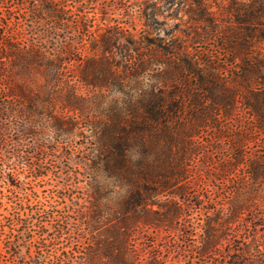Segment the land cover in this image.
<instances>
[{"label": "rangeland", "instance_id": "374dc122", "mask_svg": "<svg viewBox=\"0 0 264 264\" xmlns=\"http://www.w3.org/2000/svg\"><path fill=\"white\" fill-rule=\"evenodd\" d=\"M28 1L9 0L5 4V0H0V5L14 6L12 15L19 18L22 16L21 11L25 10L18 6ZM78 1L81 0H63L68 20L75 18V14H77L75 6ZM88 1L94 2V5H83L78 10L84 11V15L87 16L86 18L91 24L90 31L100 32L104 26L99 20L98 13L100 9H103L105 16L109 18L106 25L109 28H118L125 34V37L118 39L115 43L118 49L111 54L110 61L113 64H131L122 55L131 54L135 56L136 53L131 51V48H143L141 42L137 43V41L146 36L148 40L156 41L163 51L168 50L174 53L170 60L172 59L171 62L175 65L172 64L170 68L168 66H162L159 69L153 68V71L143 74L144 78H140L137 80L138 82L142 80L145 84L153 85L157 81L165 80L167 71L175 73V69L170 70L171 68H178L181 64L183 66L187 64L181 63V60L199 65L205 72H203L205 79L207 78L205 74L209 63L221 71L224 81H230L231 77L234 80V77L237 76L235 67L240 65L242 55L236 50L237 45L232 49L227 43L229 37L238 31L239 26L236 22L243 16V12L241 11L242 14L239 15V11H233L231 7L234 6V9L239 10V3L246 4L250 0ZM121 5L126 8L124 13L119 10ZM3 12V8H0V16ZM29 22L27 24H30ZM1 23L8 24L2 30L1 35L11 33L17 28L16 20L9 22V20L2 19L0 20ZM49 23L47 21L43 26L38 25L41 34L50 30ZM23 26V32L29 36L30 30H27L25 25L20 24L19 27ZM71 26L75 27L73 23ZM148 33L150 35H147ZM64 36L68 35L59 33L60 45L66 44L64 43L66 41L71 43L74 38L71 36L69 39H63ZM75 38L81 41V37ZM90 40L89 36L83 37L81 43L83 47L80 46L82 51L74 55L76 60L74 66H66L62 76L63 81L58 86L56 109L61 111L65 119L72 122L74 126L65 132H57L55 138L54 130L50 128L49 137L44 141L47 155L43 157L40 153L34 154L37 143L35 137L30 136L26 140L30 146L25 150L32 152V156L26 157L28 164L45 165L50 170L48 175L42 181L34 180L32 172L26 168H21V165H17L12 172L19 177L15 180V184L20 186V189L12 188L9 190L5 182L0 180V192H2L0 195V225L10 223L12 216L19 218L20 221L34 224L33 241L28 247L32 250V256L35 254L40 258H33L30 254L28 256L31 257L26 259L15 258L14 255L8 256L5 253L6 249L2 248L5 257L0 255V264H18L21 262L25 264H37L39 262L67 264V258L73 259L76 264H84L83 253L85 252H91L88 258L92 259L91 261L95 264H115V256H118L120 252L112 250L110 246L109 236L113 232L114 234L118 232L115 235H118L119 238H122L120 236L125 235V233L131 235L128 238L129 250L132 252L130 259L131 261L135 260L137 264H205V262L210 261L224 264L236 262L235 258H239L246 264L249 262L264 264L261 259L262 256L264 257V237L259 238L261 245L255 242L257 230L249 229L246 223L253 219L252 214L242 215L243 220L236 218L232 223L226 225L224 223V217L227 216L228 210L227 200L236 198V194L247 193L250 186L245 185L247 182L244 178L243 168H236L232 174L229 173L228 175L218 172L217 169L228 168L229 162L236 159L239 152L244 153L245 159L249 161L264 159V136L259 134L247 133V137L243 141L244 146L237 148V151L231 147V144L236 142V134L244 133L245 127L249 123L248 112L242 107L236 111L237 115L234 121L221 118V120L215 121L214 127L216 128L211 129L209 127L203 130L199 137L191 141L194 145L189 152L193 151L195 155L187 163L184 179L178 184L173 182L176 184L175 189L181 188L182 194L178 196L169 194L175 190L173 189L163 196L152 198L154 204L140 205L137 208V223L133 228L128 229L127 225L119 224L121 220H125V224L130 222L132 224L133 220V213L121 212V208L117 204L118 197L126 196L125 191L117 193L118 189L112 187L107 188V192L103 193L106 196L100 200L94 201L89 197L90 184L86 174L91 167L89 160L96 153L97 132H100L103 123L109 122L111 114L115 113L120 114L121 120L125 124L124 127L130 129L127 124L129 121L126 118L127 106L131 100L128 96L129 94L135 96L140 93L139 89L135 90L134 85L137 84L133 83L129 89L125 90L126 94L80 86L77 78L83 66L82 61L88 60L93 52L89 48ZM254 41L251 40V47L246 52L264 56V43ZM55 44V42L48 43L47 41L42 43V46L51 54ZM123 46L129 48L130 51H120ZM59 55L67 63L70 62L71 58L68 57V52L67 55L65 53ZM90 59L96 62L100 58L90 57ZM119 70H121L119 67L112 68L114 74H118ZM192 74L193 72L188 70L187 75L191 76ZM180 75L185 77V73H180L179 76L176 74L177 83L175 85L173 82L171 85L173 87L170 89L175 86L179 89L178 91L185 89L186 82L178 81ZM173 78L175 80V77ZM74 80L76 82L72 85ZM187 80L188 84L196 83L193 76H188ZM158 82L157 86L161 87ZM254 84L259 87L257 82ZM170 89L164 88L165 93ZM239 92H244V90L241 89ZM193 93L196 94V91L194 90ZM75 95L79 97L73 99ZM19 105L18 101L7 102L5 98L0 97V111L17 110L20 108ZM31 107L34 110L36 104ZM34 111L36 114L41 112L38 107ZM50 112L49 108L47 115L44 116L48 121L53 115ZM5 116L4 113L1 117L7 119ZM34 117L32 119H37L38 122L35 123L37 125L42 117L41 115L37 117L34 115ZM4 124L6 125V122ZM220 126H222L221 131L218 130ZM221 134L226 137L217 138ZM143 137H146L150 150L163 153L162 151L167 150L166 146H168L171 157L175 158L177 155L178 143L181 142L178 135L172 138L169 144L165 139L154 134L153 131L143 134ZM5 151L6 147H3L0 151V161L5 160ZM189 152L187 154H190ZM1 167L3 165L0 162ZM159 180L161 181L163 178L157 179L155 183ZM155 183L147 181L145 185L156 187ZM242 185H245V188ZM259 187L261 194L257 190L255 195L252 194L254 198L262 197L264 194V186L260 185ZM161 205L166 206V210L180 207L183 211V216L178 219L175 228H155L151 225L140 224L143 221L151 222L159 218L165 212V209H161ZM92 215L97 220L94 230L90 232L85 225L89 223L87 218ZM243 221L246 222L243 223ZM41 222H44L43 230L37 227L40 226ZM67 224L69 227L65 230L62 238L51 240V237L56 234L53 228ZM263 231L264 227L261 228V232ZM43 232L48 236L42 235ZM208 233L222 234V240L216 244L215 254L209 255L208 258H199L195 252L202 248ZM15 234V232H9L8 229L5 230V233L0 232V247H3L9 238L16 236ZM78 234H80L79 237H77ZM104 234L109 236L103 237ZM96 241H100V245L97 247ZM126 257L128 258V256Z\"/></svg>", "mask_w": 264, "mask_h": 264}, {"label": "trees", "instance_id": "16d2710c", "mask_svg": "<svg viewBox=\"0 0 264 264\" xmlns=\"http://www.w3.org/2000/svg\"><path fill=\"white\" fill-rule=\"evenodd\" d=\"M8 1L5 0V4ZM76 3L75 10L77 14H75L73 20L66 18L67 10L66 6L63 5V0H29L21 3L18 7H23L25 11H21L22 16L19 18L12 15L14 6L0 5V8H3L4 11L0 16V20L6 19L9 22H15L16 20L17 22L16 29L12 30L11 33L2 35V30L8 24H0V97L5 98L7 102L18 101L20 104V108L17 110L0 111V151L3 147H6L5 160L0 161L3 165L0 168V180L2 179L5 182L9 190H12V188L20 189V186L15 184V180L19 177L12 172L17 165H21V168H26V170L32 172L34 180L42 181L48 175L50 170L45 165L28 164L26 157L32 156V152L25 150L30 146L26 140L30 136H34L37 142L34 154L40 153L43 157L47 155L44 141L49 137V129L54 130L55 138L57 132H65L74 126L72 122L65 119L61 111L56 109L58 86L63 81L62 76L66 66H74L76 61L74 55L82 51L83 37L89 36L91 38L89 48L93 51L90 57L100 59L95 62L89 57L88 60L82 61L83 66L77 78L80 86L126 94L125 90L129 89L133 83L137 84L134 85L135 90L139 89L140 91L138 95L132 96V94H129L128 96L131 100H129L130 103L127 106L126 118L129 121L127 124L130 129L124 127L125 124L119 113L111 114L109 122L101 125L100 132H97L96 153L89 160L91 167L86 174L90 184L89 197L94 201L106 196L103 193L107 192V188L116 187L118 189L117 193L125 191L126 196L118 197L117 204L121 208V212L133 213V220L132 224H130L131 222L125 224V220H121L119 224L127 225L126 227L131 229L137 223L138 216L136 214L140 205L154 204L152 198L163 196L168 191L175 189V183L178 184L184 179L187 163L195 155V152H189L194 145L191 141L199 137L203 130L209 127L211 129L216 128L214 127L215 121L221 120V118L234 121L238 108L242 107L247 110L249 123L245 127V132L237 133L236 142L231 144L232 149L236 151L237 148L244 146L243 141L246 139L247 133L252 132L264 136V56L246 52L251 47V40L264 43V0H250L246 4L239 3V10L234 9V6L231 7V10L239 11V15L243 12V16L237 19L236 22L239 26L238 31L229 37L227 43L232 49L237 45L236 50L242 55L240 65L235 67L237 76L234 77V80L231 77L230 81H224L221 71L212 63H209L205 74L207 78L205 79L203 78L205 72L199 65L181 60V63L185 62L187 64L184 63V66L181 64L178 68H171L170 70L175 69V73L167 71L165 80L159 82L155 80L161 87L157 86V82L150 85L143 83L142 80L140 82L137 80L144 78L143 74L153 71V68L159 69L162 66L170 68L174 64L171 62L172 59L170 60L174 53L168 50L163 51L156 41L148 40L146 36L137 41V43L141 42L143 48H131V51L136 53L135 56L131 54L122 55L131 64H113L110 61L111 54L118 49L115 43L118 39L125 37V34L119 31L118 28H109L106 25L109 18L105 16L103 9H100L98 13L99 20L104 26L100 32L90 31L91 24L86 18L87 16L84 15V11L78 9L83 5H94V2L81 0ZM125 9L123 5L119 6L121 13H124ZM28 21H30V24H27ZM47 21L50 22V30H46L41 34L39 26H43ZM72 23L75 25L74 28L71 26ZM20 24L25 25L27 30H30L29 36L23 32L24 26L19 27ZM60 32L68 35L64 36L63 39L74 37L71 43L66 41L64 42L66 44L60 45ZM75 37H81V41H78ZM47 41L48 43H51V41L56 43L51 54L42 46V43ZM120 51L126 52L130 49L123 46ZM67 52L68 57L71 58L69 63L59 55L61 53L67 55ZM113 67L121 68L118 74H114ZM188 70L193 72L191 76L187 75ZM180 73H185V77L180 75L178 79V81L186 82L185 89L178 91L179 89L176 86L170 89L173 87L171 86L173 82L176 85V74L179 76ZM188 76H193L196 83L193 85L188 84ZM173 77H175V80ZM75 82L74 80L72 85ZM256 82L259 87L254 84ZM164 88L170 90L165 93ZM241 89L244 92H239ZM74 90L76 91L75 88ZM171 90L173 91L171 92ZM194 90L196 94L193 93ZM77 97L79 96L75 95L73 99ZM135 97L136 99H134ZM186 97H188L187 100ZM33 104H36L41 112L36 114L34 111L36 107L34 110L31 107ZM49 108L50 113L53 114L49 119L50 121L44 117L47 115ZM46 110L47 113H45ZM4 113L7 119L1 117ZM34 115L36 117L41 115L42 117L37 125L35 124L38 122L37 119H32L35 118ZM4 122H6V125ZM95 129H97V126H95ZM221 129L222 126L218 127L219 131ZM152 131L161 139H165L168 144L172 138L178 135V139L182 143H178L175 158L171 157L168 146H166L167 150L162 151L163 153L148 148L150 146L143 134ZM225 137L221 134L217 138ZM188 152L190 154H187ZM243 154L239 152L237 158L229 162L228 168L217 169L218 172L228 175L229 173L232 174V171L236 168H243L244 178L247 182L245 185L250 186H248L247 193L236 194V198L227 200L228 210L227 216L224 217V223L225 225L232 223L236 218L251 213L253 219L248 222L243 221V223L246 222L249 229L254 228L257 230L254 240L260 244L259 238L264 237V231L261 232V228L264 227V194L258 198H254L252 194L255 195L257 190L261 194L259 186H264V159L249 161L245 159ZM157 163L159 165H156ZM162 178L163 180L155 183L157 179ZM147 181L154 182L156 187L145 185ZM245 185H242V187L245 188ZM1 193L0 195H2ZM169 194L178 196L182 194L181 188H177ZM161 209H165V212L159 218L151 222L143 221L140 224L151 225L155 228H175L178 219L183 216L181 208L174 207L166 210V206L161 205ZM243 219L241 218V220ZM87 220L89 223L85 226L92 232L97 218L92 215ZM43 224L44 222H41L40 226H37L38 229L43 230ZM34 227V224L20 221L15 216H12L11 222L7 225H0V232L5 233V230L8 229L9 232L16 233V236L9 238L7 241L4 240L3 247H0V255L5 257L2 249L4 248L8 256L14 255L15 258L20 259L31 257L32 250L28 246L33 241ZM68 227L67 224L53 228L56 234L51 237V240L61 239ZM43 233L42 235L48 236L45 232ZM115 234H118V232H115ZM115 234L113 232L110 233L111 236L108 234L107 236L102 235L103 237L109 236L112 250L120 252L118 256H115V264H137L135 260L131 261L130 259L132 258V252L129 250L128 238L131 235L125 233V235L120 236L122 238H119ZM222 237V234L208 233L204 245L195 254L199 258H208L209 255L215 254L216 244L222 240ZM99 245L100 241H96V247ZM28 254L31 256H28ZM83 254L84 264H95L91 261L92 259L88 258L91 252ZM32 257L40 258L35 254ZM67 259V264H76L73 259ZM261 259L264 261L263 256ZM235 261L224 264H246L239 258H235ZM37 264L45 263L39 262ZM205 264L219 263L210 261L205 262ZM249 264L254 263L249 262Z\"/></svg>", "mask_w": 264, "mask_h": 264}]
</instances>
